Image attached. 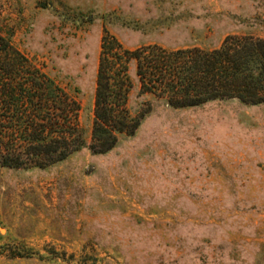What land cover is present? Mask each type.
Segmentation results:
<instances>
[{"label": "rangeland", "instance_id": "obj_1", "mask_svg": "<svg viewBox=\"0 0 264 264\" xmlns=\"http://www.w3.org/2000/svg\"><path fill=\"white\" fill-rule=\"evenodd\" d=\"M0 32L80 104L83 147L45 167L0 166V264H264V102L172 107L91 148L104 35L129 49L264 38V0H0Z\"/></svg>", "mask_w": 264, "mask_h": 264}, {"label": "trees", "instance_id": "obj_2", "mask_svg": "<svg viewBox=\"0 0 264 264\" xmlns=\"http://www.w3.org/2000/svg\"><path fill=\"white\" fill-rule=\"evenodd\" d=\"M136 63L143 92L172 107L237 98L264 102V38L231 34L216 48H126L114 35L102 39L91 148L113 149L118 135H133L142 116L127 108ZM79 102L0 32V166L45 167L84 144Z\"/></svg>", "mask_w": 264, "mask_h": 264}]
</instances>
